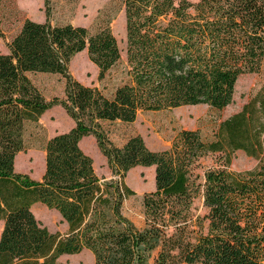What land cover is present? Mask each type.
<instances>
[{"label": "trees", "instance_id": "16d2710c", "mask_svg": "<svg viewBox=\"0 0 264 264\" xmlns=\"http://www.w3.org/2000/svg\"><path fill=\"white\" fill-rule=\"evenodd\" d=\"M49 0H44L48 2ZM124 8L126 83L111 98L71 77L73 57L85 52L97 80L120 61L108 27L25 20L0 54V264H57L88 251L93 264H264V86L220 122L210 141L180 131L169 149H148L140 136L114 146L103 125L132 124L138 113L207 106L221 111L243 75L264 69V0H120ZM3 0H0V6ZM64 80L62 98L47 102L29 78ZM73 127L43 148L39 181L14 169L24 135L51 107ZM92 137L111 178L96 175L79 143ZM241 152L255 161L247 171L228 169ZM217 157L199 183L200 161ZM152 168L154 191L142 197L143 224L122 212L133 196L124 183L136 168ZM202 194L207 210L191 216ZM39 204L67 227L56 238L31 212Z\"/></svg>", "mask_w": 264, "mask_h": 264}, {"label": "rangeland", "instance_id": "374dc122", "mask_svg": "<svg viewBox=\"0 0 264 264\" xmlns=\"http://www.w3.org/2000/svg\"><path fill=\"white\" fill-rule=\"evenodd\" d=\"M49 12V20L53 25H72L86 28L89 32L108 27L114 36L119 51L120 61L107 73L104 80H97V69L88 61L86 53L73 57L68 71L72 78L80 84L95 87L102 94L111 98L114 91L126 83V39L124 8L120 0H3L0 6V54H8L7 46L18 33L23 22L43 23L45 12ZM30 80L49 102L54 98H62L64 80L57 75L30 74ZM264 86V69L259 75H243L238 78L232 103L221 111L207 106L181 107L160 112L138 113L132 124L114 122L104 124L111 143L121 147L129 138L140 136L145 146L153 151L169 149L171 142L182 130L197 131L205 141L213 139L218 125L223 120L237 113L241 107L259 92ZM73 127L72 121L59 106L47 110L36 124L27 127L24 135L25 151L15 158L14 169L17 173L26 174L39 181L44 173L45 143L56 135L67 133ZM81 151L91 158L93 168L101 182L111 178L104 158L99 154L94 139L86 137L79 143ZM255 161L241 152L233 155L228 169L242 172L252 169ZM217 157L208 156L200 161L196 171L199 183L203 182L206 170L218 168ZM124 183L133 191V196L123 202L122 212L135 227L143 224L142 197L154 191L152 168L136 167L130 170ZM31 212L35 219L56 238L67 233V227L61 222L58 214L36 204ZM191 216L202 218L207 210L203 206L202 194L198 195L191 205ZM0 222V233L2 230ZM57 264H93V257L88 251L78 255L62 256Z\"/></svg>", "mask_w": 264, "mask_h": 264}, {"label": "crops", "instance_id": "0c3cea01", "mask_svg": "<svg viewBox=\"0 0 264 264\" xmlns=\"http://www.w3.org/2000/svg\"><path fill=\"white\" fill-rule=\"evenodd\" d=\"M59 216V215H58Z\"/></svg>", "mask_w": 264, "mask_h": 264}]
</instances>
